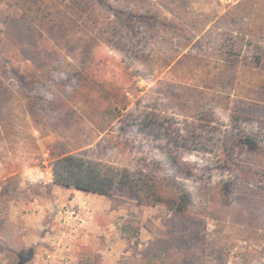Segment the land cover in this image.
Here are the masks:
<instances>
[{
    "label": "rangeland",
    "instance_id": "374dc122",
    "mask_svg": "<svg viewBox=\"0 0 264 264\" xmlns=\"http://www.w3.org/2000/svg\"><path fill=\"white\" fill-rule=\"evenodd\" d=\"M68 153L192 199L56 184ZM26 229L38 264H264V0H0V264Z\"/></svg>",
    "mask_w": 264,
    "mask_h": 264
},
{
    "label": "trees",
    "instance_id": "16d2710c",
    "mask_svg": "<svg viewBox=\"0 0 264 264\" xmlns=\"http://www.w3.org/2000/svg\"><path fill=\"white\" fill-rule=\"evenodd\" d=\"M158 17L154 13L148 15L151 20H157ZM129 50L131 52L128 54L133 57H136L140 51L136 48H130ZM19 78L24 79L20 75ZM25 81L27 80L25 79ZM51 172L56 184L74 187L86 192L110 195L117 190L127 189L132 197L151 205L169 204V200L178 199L179 206L176 209L178 212L183 211L184 206L188 205L192 199V192L185 191V188L180 185L176 188L178 190L177 198L167 197L162 193V185H159L161 184L160 179L167 186L176 187V179L173 177V174H175L173 165L167 168L166 175L159 176L153 171L119 167L100 160H92L77 153H68L53 161ZM165 180H167L166 183ZM120 234L122 238L126 239L137 238L140 235V228L138 225L123 222L120 226ZM169 242V239H166V247L161 249L164 262L169 260L167 257L170 253ZM217 254L218 258H222L221 253ZM17 255L18 262L26 264L34 257L35 249L33 247L22 249L18 251ZM182 260V264H191V259L187 257Z\"/></svg>",
    "mask_w": 264,
    "mask_h": 264
},
{
    "label": "crops",
    "instance_id": "0c3cea01",
    "mask_svg": "<svg viewBox=\"0 0 264 264\" xmlns=\"http://www.w3.org/2000/svg\"><path fill=\"white\" fill-rule=\"evenodd\" d=\"M28 229L24 230V232H22V235H24L22 238H20L19 240L17 239L15 233L13 234L14 237L12 239H9V242H7V244L10 246V248H13L11 246L12 243H18L19 245V250L22 249H28L29 247H36V239H34V237H32V235L29 233H27ZM0 244H2V246L4 247L5 244L3 243V238L0 239ZM35 245V246H34ZM35 249V248H34ZM41 245L39 246V248L36 247L35 250V255L32 258V260L26 264H38L37 262H39V258H40V252H41ZM17 251V253H18ZM18 257V255H17ZM20 264V263H19Z\"/></svg>",
    "mask_w": 264,
    "mask_h": 264
}]
</instances>
